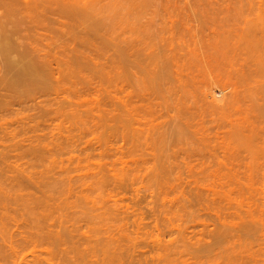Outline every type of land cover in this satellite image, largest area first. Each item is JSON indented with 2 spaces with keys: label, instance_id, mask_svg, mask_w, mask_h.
Returning <instances> with one entry per match:
<instances>
[{
  "label": "rangeland",
  "instance_id": "rangeland-1",
  "mask_svg": "<svg viewBox=\"0 0 264 264\" xmlns=\"http://www.w3.org/2000/svg\"><path fill=\"white\" fill-rule=\"evenodd\" d=\"M6 1L0 0V264H207L206 244L221 241L212 238L220 229L213 231L206 220L201 162L234 140L238 34L252 25L264 28V0ZM14 35L19 41L24 36L22 42ZM30 40L35 47L29 52ZM4 43L13 47L4 49ZM38 46L59 63L51 62L58 78L49 71L43 78L48 87L28 92L15 82L18 67L5 61L22 56L28 62ZM214 145L217 156L206 153ZM3 193L14 198L5 195L6 201ZM18 229L42 237V246L25 244ZM6 242L15 243L16 254Z\"/></svg>",
  "mask_w": 264,
  "mask_h": 264
},
{
  "label": "bare ground",
  "instance_id": "bare-ground-1",
  "mask_svg": "<svg viewBox=\"0 0 264 264\" xmlns=\"http://www.w3.org/2000/svg\"><path fill=\"white\" fill-rule=\"evenodd\" d=\"M5 1V0H4ZM9 1V0H8ZM8 1H6L5 2V5L6 4H8ZM16 0H14V2H15ZM19 2H20V0H18ZM43 1V0H42ZM49 1H51V0H49ZM71 1V0H70ZM74 1V0H73ZM17 2V1H16ZM21 2H23L22 0H21ZM52 2V1H51ZM54 2H55V0H54ZM10 3H13V1H10ZM33 3V2H32ZM31 3V4H32ZM49 3V2H48ZM57 4H58V2H56ZM70 3V2H69ZM21 4V3H20ZM19 4V5H20ZM76 4V3H75ZM0 5H1V7H2V5L3 4H1L0 3ZM9 5V4H8ZM7 5V6H8ZM24 5V4H23ZM42 5H43V3H42ZM41 5V6H42ZM48 5V4H47ZM53 5L54 4H52V6L51 7H53ZM7 6H5V7H7ZM18 6V5H17ZM20 6H22V5H20ZM24 6H26V5H24ZM45 6V5H44ZM55 6V5H54ZM72 6H74V7H76V5H72ZM74 7H72V8H70L71 10H73V8ZM11 7L9 6V8H7V11H9V10H12V9H10ZM22 8V7H21ZM27 8L29 9V8H31V6L29 7H26V8H24V12H23V9H22V12L25 14V10H27ZM50 8V7H49ZM48 7H47V11H49V10H51L52 11V9H49ZM65 9H66V7H64ZM9 9V10H8ZM17 9V10H16ZM42 9H43V7H42ZM54 9V8H53ZM57 11L56 12H58L59 10H60V6H58V8H55ZM64 9V10H65ZM15 10L17 11V12H15L14 11V9H13V11L16 13V14H20V13H18V11L19 10H21L20 8H15ZM37 10V9H36ZM35 10V11H36ZM68 11H70L69 10V8L67 9ZM74 10H75V8H74ZM6 11V12H7ZM29 13H30V11H31V9H30V11L29 10H27ZM51 11H49V12H51ZM66 11V10H65ZM65 11L63 12V10H62V7H61V13L62 14H64L65 15ZM76 11V10H75ZM75 11H73V12H75ZM39 12H42V11H40V9H39ZM48 12V13H49ZM55 12V13H56ZM71 12V11H70ZM22 13V14H23ZM33 13H35V12H33ZM36 13H37V11H36ZM43 13V12H42ZM42 13H41V15H42ZM53 13V12H52ZM60 13V14H61ZM12 14H14L13 12H11L10 13V15H12ZM16 14L15 15H13L14 17L16 16ZM40 14V13H39ZM58 14H59V12H58ZM61 14V15H62ZM69 14H71V13H69ZM68 13L66 14V15H69ZM73 14V13H72ZM71 14V17L73 16ZM75 15H76V13H74ZM8 14H6V16H7ZM26 15V14H25ZM27 15H28V13H27ZM31 15V14H30ZM50 15V14H49ZM36 15H34V17H35ZM54 16H56V15H54ZM8 17V16H7ZM11 17V16H10ZM18 17H22L21 15H19ZM17 16H16V18H18ZM29 17V16H28ZM49 17H51L52 18V16L50 15V16H48V17H46V18H49ZM59 17V16H58ZM24 17H22V19H23ZM40 18V17H39ZM43 18H44V16H43ZM50 18V19H51ZM57 18V17H56ZM60 18L63 20V18H65V17H61L60 16ZM59 18V19H60ZM11 19H12V17H11ZM13 19H15V18H13ZM19 21V23H18V25L20 24V23H22V22H20V19H18ZM35 20V19H34ZM36 20H37V18H36ZM38 20H40V19H38ZM44 20V19H43ZM46 20H48V19H46ZM54 20V19H53ZM52 20V21H53ZM56 20V19H55ZM11 21V20H10ZM57 21V20H56ZM56 21H54V22H56ZM12 23H11V25L13 24V20L11 21ZM17 22V21H16ZM32 22H34V21H32ZM38 22V21H37ZM40 22V21H39ZM59 22V21H58ZM61 22H64V21H61ZM9 23V22H8ZM26 23V22H25ZM31 23V22H30ZM30 23H28V24H30ZM42 23V22H41ZM6 24V23H5ZM23 24V23H22ZM14 25H16V24H14ZM25 25H27V24H25ZM33 25L34 24H32V28H34L33 27ZM36 25V24H35ZM34 25V26H35ZM37 25H39V24H37ZM58 25H60V23H58ZM57 25V26H58ZM13 26V25H12ZM259 26H261L260 24H259ZM16 27V26H15ZM14 27V28H15ZM41 27V26H40ZM60 27V26H59ZM64 27V26H63ZM255 27V28H254ZM258 27V26H257ZM263 27V26H262ZM13 28V29H14ZM37 28H39L38 26H37ZM42 28V27H41ZM61 28V27H60ZM43 29V28H42ZM11 30V29H10ZM21 31H22V29H20ZM29 30H33V29H29ZM7 31H9V30H7ZM16 30L14 29V31L13 32H15ZM36 31H38V30H36ZM40 31H41V29H40ZM33 32V31H32ZM7 33H10V32H7ZM6 33V34H7ZM23 33V32H22ZM21 33V35H24V36H26L25 34H22ZM11 35H13L12 34V32L10 33ZM35 35V34H34ZM20 36V35H19ZM24 36H23V38H24ZM31 36H33V35H31ZM38 36H40L39 34H38ZM43 36V35H42ZM29 37V36H28ZM27 37V38H28ZM41 37V36H40ZM22 38V39H23ZM14 39H15V35H14ZM22 39H20V41L17 39V37H16V43L19 41V42H22L21 40ZM31 39V38H30ZM35 39V38H34ZM74 40H76V39H74ZM73 40V42H75ZM3 42H5L4 40H3ZM2 42V40H0V45H1V43H3ZM29 42V41H28ZM30 42H31V40H30ZM72 42V43H73ZM6 43H9V41H6ZM33 42H31V44L29 45L30 47L32 46V45H34V43L32 44ZM38 43H41V42H38ZM45 43H48V42H45ZM71 43V42H70ZM71 43V44H72ZM76 43V42H75ZM75 43H73L72 44V46H74L75 45ZM85 43V42H84ZM84 43H82L83 45H86V44H84ZM106 43H108V42H106ZM42 44V43H41ZM69 44V43H68ZM67 44V45H68ZM4 45H5V43H4ZM7 45V47H5L4 49H6V48H10V46L11 47H13L12 45H9V44H6ZM5 45V46H6ZM48 45V44H47ZM62 45H64V44H62ZM103 45V44H102ZM2 46H3V44H2ZM49 46V45H48ZM66 46V45H65ZM76 46V45H75ZM75 46H74V49H76L75 48ZM96 46V45H95ZM109 46L111 47H113V45H111V44H109ZM117 46V45H116ZM20 47H22V46H20ZM20 47H18V48H20ZM27 47H28V45H27ZM29 47V48H30ZM33 47H35V46H32V48H30V50H29V52L30 51H32L31 49H33ZM40 46H38V48H39ZM43 47V46H42ZM47 47V46H46ZM61 47V46H60ZM59 47V48H60ZM64 47V46H63ZM67 47V46H66ZM69 47V46H68ZM88 47H89V45H88ZM94 47V46H93ZM97 47V46H96ZM109 47V48H110ZM29 48H27L25 51L27 52V50L29 49ZM38 48H35L34 50H35V53L37 52V54H35V55H32V60H30V61H28V62H23V60L22 59H24L22 56H20L19 58L18 57H15V58H17V59H15L14 57V59L13 60H11L10 62H9V60H10V58H8L7 56H6V54L8 53V52H10V53H13V52H11V51H8L6 54H5V57H7L9 60H8V62L7 61H5L6 60V58L4 57V56H2V57H4V59H3V61H5L6 63H8V66L9 67H18V69L17 70H15V71H17V75L20 77L19 79H17L16 78V80H15V82H17V83H19V81H20V83L18 84V86H19V88H22L23 87V89L24 90H27L28 89V92H29V87H33V88H39L38 90H40L41 88L43 89V90H45L44 89V87L46 88V87H48L47 85L49 84H46L45 82H44V79L43 78H47L48 79V77H49V71H50V75H51V78L52 79H55L56 77L58 78V76H54V73L56 74L59 70H57V69H53L54 67H52L51 65H52V63H54V65H55V63L58 65L59 63H57L54 59V61L52 62V61H50V59H52L51 57H50V55H48L47 53H46V51H44L43 53H42V50L41 49H43V48H39L40 50H37ZM51 48V50L53 51V49H52V47L50 46L49 48H47V49H50ZM59 48L57 49V50H59ZM72 48V47H71ZM97 48H99V47H97ZM103 48V47H102ZM105 48V47H104ZM114 48H115V45H114ZM12 50L14 49L15 50V47L14 48H11ZM44 49H46V48H44ZM73 49V48H72ZM91 49H92V47H91ZM88 50V51H90L91 53L93 52V54L91 55V56H93L94 55V53H95V51L94 50ZM94 49V48H93ZM96 49V48H95ZM116 49H118V48H116ZM115 49V50H116ZM7 50H9V49H7ZM18 50H20V49H18ZM33 50V51H34ZM61 50V49H60ZM64 50V49H63ZM62 50V51H63ZM99 50V49H98ZM119 50H121V51H124V50H122V49H119ZM119 50H116V51H118L119 52ZM4 51V50H3ZM56 51V50H55ZM71 51V50H70ZM120 51V52H121ZM2 52V51H1ZM24 52V51H23ZM25 52V53H26ZM57 52V51H56ZM69 52V51H68ZM89 52V53H90ZM117 52V53H118ZM43 55H42V54ZM54 53V52H53ZM72 53H74V52H72ZM72 53L70 54V56L72 55ZM123 53V52H122ZM121 53V54H122ZM14 54V53H13ZM51 54V53H50ZM55 54V53H54ZM58 54V52L55 54V55H57ZM75 54H76V52H75ZM96 54V53H95ZM100 54V53H99ZM103 54H104V52H103ZM119 54V53H118ZM120 54V55H121ZM7 55H9V53L7 54ZM11 56H12V54H10ZM64 55V54H63ZM69 55V54H68ZM85 55V54H84ZM90 55V54H89ZM89 55L87 54V56L89 57ZM126 55V54H125ZM124 55V56H125ZM51 56H52V54H51ZM73 56V55H72ZM72 56H71V60H72ZM86 56V55H85ZM85 56H82L81 58H83L84 60H85V58H87V56L85 57ZM91 56L89 57V58H87L86 60H90V61H93V59H94V61L93 62H97V61H95V59H97V57H99L98 56V54H96V55H94L92 58H91ZM124 56H122V57H124ZM28 57V56H27ZM26 57V58H27ZM30 57V56H29ZM34 57V58H33ZM35 57H37V58H35ZM73 57H75V56H73ZM106 57H107V55H106ZM25 58V59H26ZM54 58V57H53ZM57 58V57H56ZM65 59H66V57H64ZM63 58V59H64ZM76 58V57H75ZM79 58V57H78ZM91 58V59H90ZM236 58H237V83L235 84L236 85V87L235 88H237V90L235 91L234 90V92L235 93H233L234 95V101H233V104H234V110L235 109H237V110H235L234 112H235V119H236V116L238 117L235 121H236V123L234 124V126L236 125V127H235V129H234V140H233V142H232V140H231V142L230 141H228L229 142V145H228V143H227V141H223L222 143L223 144H221L220 143V147H219V145H218V148L217 149H219L218 151H220L219 152V154H218V156H220L221 155V153H222V156H220V157H218L217 156V153H215V149H213L214 147L216 148V146L214 145L213 147H212V149L213 150H211L212 151V153L211 152H209L210 151V148H209V151L208 152H206V153H210L211 155H213V153H214V155H216L217 157L216 158H214V157H212L211 156V158H213V159H206V161L205 160H203L204 162H201L202 164L201 165H203V168H204V170H203V168H202V175L204 176L205 174H206V179H202L203 180V182L205 181L206 182V186H205V190L203 191V189L201 190V193H202V199L204 200L203 202H204V211H205V216L207 215L209 218H211V222L210 221H208V219L209 218H207V216H206V220L208 221L207 223H209L210 225H208L206 222V224L208 225V227L209 226H212L213 227V231H214V229H215V232H217L219 229V231H220V233L218 234V233H215L214 234V232H212L213 233V236H212V238L214 239V240H219V241H221V242H215V241H213V242H215L217 245H215V243L213 244V245H211V246H213V248L210 246V243H209V246L210 247H208L207 245L208 244H206V247H207V249H204V250H207L206 252H204V253H206V254H209V255H207L206 256V258H207V261H206V263L208 264L209 263V261L211 260V259H214V257H211L210 258V256H213L212 254H215V259L214 260H212L211 262L212 263H209V264H216V263H218V261L221 259L222 260V258H219V259H217L216 258V255L218 254V257H224V255H225V257L223 258L225 261H219L220 263H218V264H264V141H262V140H264V138H263V135L264 134H262V133H264V124H263V122H264V109H263V105H264V28H256V26L255 25H252L251 27H248V28H245V29H242L241 31H240V33L238 34V41H237V44H236ZM28 59V58H27ZM34 59H36V60H34ZM38 59V60H37ZM69 59V58H68ZM110 59V58H109ZM109 59H107L106 61H108ZM120 59H121V56H120ZM122 59H125V57L124 58H122ZM39 60H41V61H39ZM56 60H58V59H56ZM70 60V59H69ZM88 60V61H89ZM99 60V59H98ZM119 60V59H118ZM25 61V60H24ZM65 61V60H64ZM76 61V60H75ZM75 61H74V63H75ZM83 61V60H82ZM88 61H86V62H88ZM105 61V62H106ZM4 62V63H5ZM52 62V63H51ZM104 62V63H105ZM3 63V64H4ZM66 63H68V62H66ZM70 63V62H69ZM71 63H73V60H72V62ZM94 63V64H95ZM113 63V62H112ZM115 63V62H114ZM63 64V63H62ZM61 64V65H62ZM81 64H83V63H81ZM97 64H98V62H97ZM97 64H95L96 66H97ZM109 64V63H108ZM7 65V64H6ZM53 65V66H54ZM112 65H115V64H112ZM117 65V64H116ZM52 67V68H51ZM60 66H58V67H56V68H59ZM71 67V66H70ZM106 67H107V64H106ZM110 67V66H109ZM112 68H113V66H111ZM117 67H119V66H117ZM72 68V67H71ZM114 68H116V67H114ZM12 69V68H11ZM68 69V68H67ZM73 69V68H72ZM71 69V70H72ZM120 69V68H119ZM13 70H14V68H13ZM46 70H48V73H47V75H46V73H45V71ZM54 70H57V71H54ZM121 70V69H120ZM10 71V70H9ZM8 71V72H9ZM61 71V70H60ZM68 71V70H67ZM73 71H75V69L73 70ZM1 72H2V70H1ZM11 73L12 72H10V74H8V75H11ZM60 73V72H59ZM1 74V73H0ZM13 75H15V73H12ZM58 74V73H57ZM2 75V74H1ZM3 77V76H2ZM9 77V76H8ZM15 77V76H14ZM55 77V78H54ZM157 77V76H156ZM6 78V77H5ZM39 78H41L40 80H38ZM21 79V80H20ZM158 79H159V77H158ZM156 80V79H155ZM163 79L161 78V81H162ZM23 81V82H22ZM26 83H25V82ZM159 81V80H158ZM157 81V82H158ZM1 82H2V80H1ZM22 83H23V85H22ZM30 83H31V85H30ZM44 83L46 84V86L44 85ZM28 84V85H27ZM51 84V83H50ZM17 85V84H16ZM20 85H22V87H20ZM30 85V86H29ZM44 85V86H43ZM24 86H26V87H24ZM28 86V87H27ZM43 86V87H42ZM97 87V86H96ZM26 88V89H25ZM41 89V90H42ZM97 89V88H96ZM31 90V89H30ZM33 90V89H32ZM23 92H26V91H23ZM28 92H26L27 94H28ZM220 92V91H219ZM31 93V92H30ZM29 93V94H30ZM44 93V92H43ZM26 94V95H27ZM28 94V95H29ZM31 95H33V92L31 93ZM31 95H29V96H31ZM28 96V97H29ZM34 96H35V98L36 99H38V95H37V97H36V94H34ZM34 96H32L31 97V101L32 100H34V99H32ZM41 95H39V98H41L40 97ZM25 97H27V96H25ZM213 97V96H212ZM213 98H215V97H213ZM215 100H217V99H215ZM35 101V100H34ZM215 102H217V101H215ZM215 106H218V105H216L215 104ZM235 106H236V108H235ZM262 110H263V112H262ZM261 111V112H260ZM260 113L261 114H263V115H260ZM262 116L263 117V119L261 118L260 119V116ZM260 121H259V120ZM257 121H259L258 123H257ZM263 121V122H262ZM262 122V123H261ZM259 124H261V126H262V128H261V126L259 125ZM263 124V125H262ZM260 126V127H259ZM259 128H261V129H259ZM261 130V131H260ZM263 131V132H262ZM262 132V133H261ZM262 134V135H261ZM226 142V143H225ZM231 143V144H230ZM217 144H219V143H217ZM227 144V145H226ZM223 147V148H222ZM220 148H222L221 150H220ZM222 150H223V152H222ZM214 151V152H213ZM207 154V156H208V158H210V155H208ZM207 156L205 155L204 156V158L206 157L207 158ZM204 163V164H203ZM205 166V167H204ZM202 176V177H203ZM205 184V183H204ZM27 185V184H26ZM30 185V184H29ZM202 185H203V183H202ZM33 186V185H32ZM18 187H21V186H18ZM31 187V186H30ZM30 187H28V185H27V188H24V189H26V191H27V189L28 188H30ZM34 188H35V186H34ZM9 189H11V188H9ZM21 189V188H20ZM36 189V188H35ZM8 190V189H7ZM13 191H14V189H12ZM12 190H9V191H11L12 192ZM32 190H34V189H32ZM38 190V189H37ZM37 190H35V191H37ZM40 190V189H39ZM29 191V190H28ZM8 192V191H7ZM14 193V192H13ZM16 193H18V191L16 192ZM20 193V192H19ZM12 194V193H11ZM27 194V193H26ZM29 194V193H28ZM27 194V195H28ZM3 198H5V193H3ZM10 195V194H9ZM14 195V194H13ZM13 195H10V197H12ZM16 195V194H15ZM21 195H23V193L21 194ZM30 195V194H29ZM29 195L28 196H26V195H23V196H25V197H28V198H30L29 197ZM31 195H33L32 193H31ZM34 195H35V193H34ZM46 195V194H45ZM44 195V196H45ZM199 197V194H197L196 195V197ZM6 197L8 198V201L10 200V197L8 196V194L6 195ZM200 197V198H201ZM12 198H14V196L12 197ZM19 198V197H18ZM31 198H34V197H32L31 196ZM30 198V199H31ZM16 199V198H15ZM20 199H22L21 198V196H20ZM19 199V200H20ZM36 199V198H35ZM199 199V198H198ZM5 200H6V198H5ZM33 200V199H32ZM54 200V199H53ZM200 200V199H199ZM7 201V200H6ZM15 201H17L18 202V200H15ZM14 201V202H15ZM35 201V200H34ZM37 201V200H36ZM201 201V200H200ZM25 202V201H24ZM42 201L40 200V203H41ZM9 203V202H8ZM10 204H11V202H10ZM15 204H16V202H15ZM39 204V203H38ZM45 204V203H44ZM56 204V203H55ZM42 206H43V203L41 204ZM57 205V204H56ZM40 206V205H39ZM50 206V205H49ZM55 206V205H54ZM60 206V205H59ZM45 207V206H44ZM42 208V207H41ZM53 208V207H52ZM56 208H57V210H58V206H56ZM4 210H6L5 209V207L3 208ZM2 209V210H3ZM36 209V208H35ZM51 209V208H50ZM54 209V208H53ZM1 210V211H2ZM48 210V209H47ZM46 211V210H45ZM49 211V210H48ZM53 211V210H52ZM3 213H4V211H2ZM2 213V214H3ZM6 213V212H5ZM5 213H4V215H5ZM45 213V212H44ZM48 213V212H47ZM43 214V213H42ZM53 214V213H52ZM3 215V216H4ZM7 215V214H6ZM9 216H12V215H9ZM9 216H8V218H9ZM48 216H49V213H48ZM104 216V215H103ZM4 217H7V216H4ZM46 216H44V218H45ZM105 217V216H104ZM43 218V219H44ZM51 218V217H50ZM57 218H59V217H57ZM23 219V218H22ZM21 219V220H22ZM42 219V218H41ZM10 220H11V218H10ZM46 220V219H45ZM48 220V219H47ZM52 220V219H51ZM62 220V218L60 219V221ZM108 220V219H107ZM113 220H115V219H113ZM112 220V221H113ZM0 221H2V220H0ZM39 221H41V220H39ZM43 221V220H42ZM52 221H55V219L54 220H52ZM52 221H50V223L52 222ZM104 221V220H103ZM10 221H8V223H9ZM22 221H20V223H21ZM23 222H24V220H23ZM38 222V221H37ZM57 222H59V220L57 221ZM107 222V221H106ZM7 223V222H6ZM13 223H15V222H13ZM25 223V222H24ZM46 223H48V222H46ZM54 223H56V221L54 222ZM108 223V222H107ZM3 224V223H2ZM10 224H12L11 222H10ZM17 224V223H16ZM19 224V223H18ZM37 224V223H36ZM35 224V225H36ZM43 224V223H42ZM45 224V223H44ZM51 224H53V223H51ZM106 224V223H105ZM110 224V223H109ZM214 224V225H213ZM13 225H15V224H12V227L13 228H15V226H13ZM20 225H22V224H20ZM54 225V224H53ZM206 225V226H207ZM1 226H3V225H1ZM6 226V225H5ZM10 226V225H9ZM22 226H24V225H22ZM25 226H26V224H25ZM43 226V225H42ZM45 226V225H44ZM52 226V225H51ZM50 226V227H51ZM106 226H108V225H106ZM215 226V227H214ZM217 226V227H216ZM8 227V226H7ZM6 227V228H7ZM29 227H31L30 226V224H29ZM40 228H41V226H39ZM52 227H56V226H52ZM59 227V226H58ZM104 227H105V225H104ZM113 227V226H112ZM212 227H209V228H212ZM1 228H3L4 229V227H1ZM0 228V229H1ZM18 227L16 226V229H17ZM20 228V227H19ZM27 228V227H26ZM38 228V227H37ZM43 228V227H42ZM48 228V227H47ZM84 228V227H83ZM107 227H105V229H106ZM209 228H207V229H209ZM15 229V230H16ZM21 229V228H20ZM20 229H18L19 231H22V230H20ZM29 229V228H28ZM27 229V230H28ZM31 229V228H30ZM33 229V228H32ZM31 229V230H32ZM36 228H34V230H35ZM218 229V230H217ZM30 230V233H32V231ZM38 230H40V229H38ZM43 230H45V229H43ZM54 230L55 229H53V232H54ZM0 231H2V230H0ZM17 231V230H16ZM50 231V230H49ZM105 231V230H104ZM218 231V232H219ZM221 231H222V233H221ZM6 232V231H5ZM23 233H24V231H22ZM21 232V234H20V236H22L23 237V239H21V237H20V239L26 244H28V243H32V245H35V244H38V242H37V239L35 238V236H33L32 234H30V233H27V235H26V233H22ZM29 232V231H28ZM45 232V231H44ZM78 232H80V231H78ZM91 232V231H90ZM210 232H211V229H210ZM209 232V234H211ZM34 233V232H33ZM36 233H37V231H36ZM46 233L48 234V231L46 230ZM105 233V232H104ZM108 233V232H107ZM15 234L16 233H14V237H15ZM49 234H50V232H49ZM48 234V235H49ZM60 234V233H59ZM59 234H57V235H59ZM87 234V233H86ZM216 234H217V236H216ZM12 235V234H11ZM16 235H18V234H16ZM25 235V236H24ZM44 235H45V233H44ZM55 234H53V236H54ZM56 235V236H57ZM3 236V235H2ZM19 236V235H18ZM43 236V235H42ZM46 236V235H45ZM50 236V235H49ZM52 236V235H51ZM108 236H111L110 234H108ZM210 236V235H209ZM209 236H207V237H209ZM219 236V237H218ZM39 237H41V236H39ZM114 237V236H113ZM219 239H218V238ZM7 238V237H6ZM10 238V237H9ZM11 238H12V240H10L11 242L13 241V235L11 236ZM10 238V239H11ZM44 238V237H43ZM54 238V237H53ZM55 238H57V237H55ZM54 238V239H55ZM59 239H60V237H58ZM109 238V237H108ZM107 238V239H108ZM212 238H211V241H209V242H212ZM216 238V239H215ZM51 239H52V237H51ZM207 239V238H206ZM210 239V238H209ZM38 240H40V239H38ZM113 240H114V238H113ZM9 241V242H10ZM41 242L43 241V239H42V237H41V240H40ZM48 241V240H47ZM19 242H21V241H19ZM22 242V243H23ZM35 242V244H33ZM37 242V243H36ZM46 242V241H45ZM44 242V243H45ZM111 242H112V240H111ZM116 240H115V242L113 241V243L116 245ZM205 242H206V240H205ZM7 243L8 242H6V245H7ZM23 243V244H24ZM40 243V242H39ZM108 243H109V241H108ZM118 244L119 243H121V242H117ZM221 243H223L224 244V246L226 247V245H228L230 248H226V250L227 251H223L224 249H225V247L223 246V249H222V247H221ZM15 243H9L7 246V248H9V250L11 251V253L13 254H16V247H15V245H14ZM24 244V245H25ZM43 244V243H42ZM110 244L111 243H109V246H110ZM219 244H220V246H219ZM226 244V245H225ZM31 245V244H30ZM40 245H41V243H40ZM112 245V244H111ZM114 245V247L116 248L117 247V249L118 248H121L122 246H123V243H122V245L120 244L119 246L120 247H118V246H115ZM26 246H28V245H26ZM38 246H39V244H38ZM42 246V245H41ZM107 246H108V244H107ZM215 246V247H214ZM227 246V247H228ZM35 247H36V245H35ZM217 247V248H216ZM220 247V248H219ZM38 248V247H37ZM39 248H40V246H39ZM46 248V247H45ZM44 248V249H45ZM123 248H124V246H123ZM214 249L215 248V250H216V253L214 252V250L212 251V252H214V253H211V255H210V253L208 252V249H209V251H211L210 249ZM36 249V248H35ZM111 249H113V247L111 248ZM122 249V248H121ZM218 249H219V251H218ZM92 250V249H91ZM115 249H113V251H114ZM222 250V252L220 253V251ZM112 251V250H111ZM112 251V252H113ZM123 251V250H122ZM219 253H218V252ZM89 252V251H88ZM93 252V251H92ZM107 252H109V251H107ZM111 252V253H112ZM128 252V251H127ZM208 252V253H207ZM224 252H226L225 254H224ZM104 253V252H103ZM110 253V252H109ZM114 253H116V254H120L119 253V251H118V253H117V250L116 251H114ZM122 254H123V252H121ZM143 253V252H142ZM141 253V254H142ZM89 254H91V252L89 253ZM95 254V253H94ZM99 253H97V255H98ZM125 254H127V253H125ZM125 254H123L124 256H125ZM140 254V255H141ZM150 254H151V252H150ZM154 254V253H153ZM205 254V255H206ZM219 254L221 255V254H224V255H221V256H219ZM105 255H108V253L107 254H105ZM113 255V254H112ZM115 255V254H114ZM128 256H129V254H127ZM126 255V256H127ZM144 256H145V254H143ZM157 255V254H156ZM99 256V255H98ZM97 256V257H98ZM116 256H118V255H116ZM119 256H122L121 254L119 255ZM126 256H125V259L124 260H127V258H126ZM127 256V257H128ZM134 256V255H133ZM155 256V255H154ZM159 256V255H158ZM208 256H209V258H208ZM100 257V256H99ZM108 257V256H107ZM106 256H104L103 258L105 259V258H107ZM110 257V256H109ZM108 257V259H110ZM139 257V256H138ZM93 258H96L95 256H93ZM112 258V257H111ZM115 258V257H114ZM121 259L123 258V257H120ZM129 258V257H128ZM143 258V257H142ZM141 258V259H142ZM145 258V257H144ZM98 259V258H97ZM107 259V260H108ZM113 259V258H112ZM152 259V258H151ZM151 259H150V261H151ZM96 260V259H95ZM103 260V259H102ZM106 260V259H105ZM111 260V259H110ZM109 260V262L111 263V261ZM130 260V259H129ZM132 260V259H131ZM145 260H147V259H145ZM101 260L99 259V262H100ZM119 261H121V260H119ZM118 261V262H119ZM155 261V260H154ZM215 261H217V262H215ZM93 262V261H92ZM95 262V261H94ZM97 262V261H96ZM94 263V264H97V263ZM102 262H104V260L102 261ZM101 262V264H103ZM107 262V261H106ZM115 263H117V261L115 260L114 261ZM134 262V261H133ZM144 262V261H143ZM149 262V261H148ZM153 262V261H152ZM151 262V263H152ZM215 262V263H214ZM222 262V263H221ZM108 263V262H107ZM106 263V264H107ZM109 263V264H110ZM128 264L130 263V262H127ZM135 263H137V262H134V264ZM140 263V262H139ZM92 264V263H91ZM100 264V263H99ZM105 264V263H104ZM120 264H122V263H120ZM125 264V263H124ZM132 264V263H131ZM141 264V263H140ZM143 264V263H142Z\"/></svg>",
  "mask_w": 264,
  "mask_h": 264
}]
</instances>
